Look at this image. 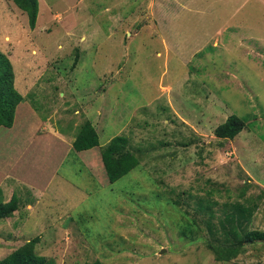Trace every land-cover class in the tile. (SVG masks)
<instances>
[{
  "label": "rangeland",
  "instance_id": "374dc122",
  "mask_svg": "<svg viewBox=\"0 0 264 264\" xmlns=\"http://www.w3.org/2000/svg\"><path fill=\"white\" fill-rule=\"evenodd\" d=\"M0 52L35 135L64 148L41 165L0 157V201H19L0 220V260L38 237L50 264H264L262 244L230 262L206 248L223 204L254 205L248 230L264 231V0H38L32 30L0 0ZM231 115L245 127L217 139ZM87 122L99 144L74 152ZM115 136L139 164L110 184L101 149ZM28 173L40 189L13 177Z\"/></svg>",
  "mask_w": 264,
  "mask_h": 264
},
{
  "label": "trees",
  "instance_id": "16d2710c",
  "mask_svg": "<svg viewBox=\"0 0 264 264\" xmlns=\"http://www.w3.org/2000/svg\"><path fill=\"white\" fill-rule=\"evenodd\" d=\"M27 17L29 29H34L38 14V0H10ZM23 102V97L14 87V72L8 58L0 52V127L11 128L16 107ZM245 127L244 122L235 115L229 116L214 130V136L220 140H233ZM99 144L98 135L87 122L79 129L72 144L74 152L88 151ZM101 162L105 175L113 184L129 174L138 164V158L127 149V138L115 136L101 149ZM1 194V192H0ZM18 197L13 194L8 202L0 201V220L9 218L18 208ZM215 202L198 199L196 212L215 218L213 206ZM255 206L250 203L223 204L217 222L206 223L209 242L206 248L214 254L218 262H230L244 253L246 245L262 244L264 246V231L248 230V224ZM35 237L0 260V264H50L45 257L36 254L38 243ZM92 264H101L95 261Z\"/></svg>",
  "mask_w": 264,
  "mask_h": 264
},
{
  "label": "crops",
  "instance_id": "0c3cea01",
  "mask_svg": "<svg viewBox=\"0 0 264 264\" xmlns=\"http://www.w3.org/2000/svg\"><path fill=\"white\" fill-rule=\"evenodd\" d=\"M23 106L26 108L25 110L23 109L25 112V116L27 113V117H30L31 119L28 120L27 117L25 119H23V117H22L23 110H19V108L21 106L18 105L16 110H15V116H14V121H13L12 127L7 129L6 133H1V135H0V146H2V151H0V157H4L5 160L12 158L13 160H15V162H14L15 166L18 163H23V165L26 166L29 162L32 165H34L33 162L39 163L41 165L44 161H47V151H48L47 148L48 147L51 149L52 144H54L58 155H60L61 151L59 150V148H63V145H62L61 141H59L58 139L50 137V136H53L51 134H46V135L43 134V135H37L36 136L35 135V129H36L35 126H37V124L35 125V123H34L35 119H34V117H32L34 113L27 105H23ZM17 115L18 116L21 115L22 119L17 120ZM17 122H18V124L20 123V125H17ZM18 126H20V127H18ZM15 127H16L15 131H12ZM7 132H11V133H7ZM59 136L62 137L61 135H59ZM11 140L14 141V143H16V146H17L15 149L16 154L13 156L5 157V155L3 154V151H5V148L7 150H9L10 146L8 145L9 142L5 143L4 141H11ZM20 144L22 146H20ZM13 146H14V144L12 145V147ZM57 147H59V148L57 149ZM30 149L33 150L34 154L32 153L31 157L28 159L26 157L23 159V157H22L23 154H25V152L27 150H30ZM1 154H3V155L1 156ZM14 156H17V157H14ZM29 159H33L32 160L33 162L30 161ZM59 161L60 160L58 159L57 165H58ZM38 167H40V166L38 165ZM52 168H55V165L52 166ZM8 171L9 170H7V172ZM46 172H47V168H46ZM15 173H16V171H15ZM12 174L13 173L11 172V175ZM53 176H54L53 169H50L49 175H47L48 179H47V181H44V183L49 182ZM13 177L17 178L21 182L27 183L31 186H34V187L40 189L39 185L41 186V184L38 181H42V178H39L38 180L34 181L33 178H31L29 173H28V175H22L21 174L20 176L15 174V176H13ZM1 182L2 181H0V186H1Z\"/></svg>",
  "mask_w": 264,
  "mask_h": 264
}]
</instances>
